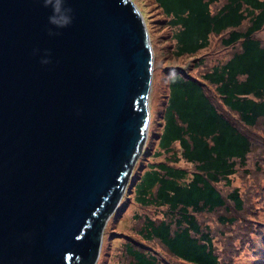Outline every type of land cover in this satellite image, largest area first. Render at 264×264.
<instances>
[{
  "label": "water",
  "instance_id": "water-1",
  "mask_svg": "<svg viewBox=\"0 0 264 264\" xmlns=\"http://www.w3.org/2000/svg\"><path fill=\"white\" fill-rule=\"evenodd\" d=\"M57 6L0 0V264H93L147 136L136 4Z\"/></svg>",
  "mask_w": 264,
  "mask_h": 264
},
{
  "label": "trees",
  "instance_id": "trees-1",
  "mask_svg": "<svg viewBox=\"0 0 264 264\" xmlns=\"http://www.w3.org/2000/svg\"><path fill=\"white\" fill-rule=\"evenodd\" d=\"M148 1L172 55L197 56L169 74L159 124L113 213L129 211L179 260L141 240L122 250L129 264H243L258 254L255 237L264 242V0Z\"/></svg>",
  "mask_w": 264,
  "mask_h": 264
},
{
  "label": "rangeland",
  "instance_id": "rangeland-1",
  "mask_svg": "<svg viewBox=\"0 0 264 264\" xmlns=\"http://www.w3.org/2000/svg\"><path fill=\"white\" fill-rule=\"evenodd\" d=\"M132 1L142 13L152 50V73L147 99L149 108L148 132L155 130L157 124H159L158 120L160 119L164 107V104H161V100L162 98L166 99V94L169 92V74L176 72L178 69L184 72L186 64L194 60L197 55L186 54L181 57L173 56L171 53L173 42L169 37L170 32L166 31L163 27L160 28L158 22L160 14L157 12L156 7L151 6L148 0ZM205 50L206 49H204L203 52H205ZM207 52H209V50ZM194 69H196V67L190 70L191 75L196 74V70ZM151 208L153 209L154 207ZM143 210L149 212L146 208L141 209V211ZM103 226L104 229L102 231L101 242L99 243L97 257L93 264H118V261H121L122 264H129L131 258L122 250V245L125 240H141L159 256L165 259H169L173 256L179 260V258L173 255L165 245L153 243L151 238L142 235L138 229H135L132 226V214L127 210H116L115 213L111 212L106 218ZM260 241V238L256 236L255 242L259 248L257 249V256L245 258L243 264H252L253 261L258 258V255L264 253V243Z\"/></svg>",
  "mask_w": 264,
  "mask_h": 264
},
{
  "label": "clouds",
  "instance_id": "clouds-1",
  "mask_svg": "<svg viewBox=\"0 0 264 264\" xmlns=\"http://www.w3.org/2000/svg\"><path fill=\"white\" fill-rule=\"evenodd\" d=\"M57 10H59V0H58V6H57ZM140 12H141V11H140ZM141 14H142V13H141ZM143 19H144V18H143ZM132 166H133V164H132ZM131 170H132V167H131V169H130L129 176H130V174H131ZM129 176H128V179H129ZM128 179H127V181H128ZM127 181H126V183H125V186H124V189H123V191H122V193H121V195H120V198H119V200H118V203H119V201H120V199H121V197H122V194H123V193H124V191H125V187H126ZM118 203L116 204L115 208L117 207ZM115 208L113 209V211L115 210ZM113 211H112V212H113ZM103 229H104V226L102 227V230H101V234H100L99 243L101 242V238H102V231H103ZM96 257H97V255H96ZM95 260H96V258H95Z\"/></svg>",
  "mask_w": 264,
  "mask_h": 264
}]
</instances>
